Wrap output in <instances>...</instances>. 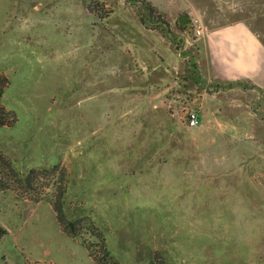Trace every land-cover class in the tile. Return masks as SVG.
Returning <instances> with one entry per match:
<instances>
[{
    "label": "rangeland",
    "instance_id": "1",
    "mask_svg": "<svg viewBox=\"0 0 264 264\" xmlns=\"http://www.w3.org/2000/svg\"><path fill=\"white\" fill-rule=\"evenodd\" d=\"M146 1L0 0V264H264V96L206 44L264 0Z\"/></svg>",
    "mask_w": 264,
    "mask_h": 264
},
{
    "label": "crops",
    "instance_id": "2",
    "mask_svg": "<svg viewBox=\"0 0 264 264\" xmlns=\"http://www.w3.org/2000/svg\"><path fill=\"white\" fill-rule=\"evenodd\" d=\"M206 44L214 76L228 89L249 82L264 96V44L243 21L210 30Z\"/></svg>",
    "mask_w": 264,
    "mask_h": 264
},
{
    "label": "trees",
    "instance_id": "3",
    "mask_svg": "<svg viewBox=\"0 0 264 264\" xmlns=\"http://www.w3.org/2000/svg\"><path fill=\"white\" fill-rule=\"evenodd\" d=\"M146 6H147V9H148V13H151L152 10H154V7L152 6V4L149 2V1H146V0H141ZM166 26V24H165ZM8 83V80L5 78V77H0V128L4 127L5 125H7L8 119H10L8 117V112L5 110V108L1 105V98H2V95H3V92H4V89L6 87ZM32 172L30 173H33L34 170H31ZM30 174H27L24 179L23 178H18L20 181H25V182H29L30 181ZM62 182H64V178L62 180ZM60 192H59V195H58V200L59 201H62V196L65 192V185H63V187H61L60 189ZM53 207H54V210L56 211L57 213V220L60 224V226L62 227V229L70 236L72 237H76L78 236V234L76 233L75 231V223L73 220H67L65 218V215H64V212L61 208V202L60 204H56L55 201L53 203ZM106 253H108L106 251ZM109 254V253H108Z\"/></svg>",
    "mask_w": 264,
    "mask_h": 264
},
{
    "label": "built area",
    "instance_id": "4",
    "mask_svg": "<svg viewBox=\"0 0 264 264\" xmlns=\"http://www.w3.org/2000/svg\"><path fill=\"white\" fill-rule=\"evenodd\" d=\"M194 32L197 36L203 33L201 22L198 20H194ZM198 122L197 115L194 112L189 113L188 116V124L189 126H194Z\"/></svg>",
    "mask_w": 264,
    "mask_h": 264
}]
</instances>
